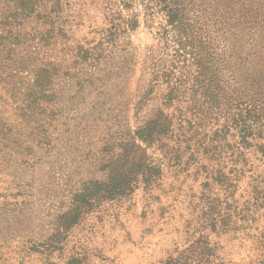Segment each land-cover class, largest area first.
<instances>
[{"label":"rangeland","instance_id":"obj_1","mask_svg":"<svg viewBox=\"0 0 264 264\" xmlns=\"http://www.w3.org/2000/svg\"><path fill=\"white\" fill-rule=\"evenodd\" d=\"M221 5L193 7L191 31L169 24L161 0H34L29 19L18 16L13 31L29 39L0 47V264H166L188 257L183 249L199 236L215 247L216 264H264L260 155L238 143L220 163L195 154L205 146L213 153L209 137L229 114L216 112L206 90L234 84L218 97L235 117L236 90L246 80L264 83L261 35L230 50L236 35L226 34ZM206 32L211 43L224 34L219 69L198 47ZM43 69L49 79L40 91L34 85ZM165 117L172 126L160 143L136 137ZM130 143L160 167L158 179L139 174L124 195L107 200L89 190L86 205L79 195L108 180L111 160ZM218 170L234 188L215 180ZM229 202L246 219L212 231L211 217L221 224Z\"/></svg>","mask_w":264,"mask_h":264},{"label":"trees","instance_id":"obj_2","mask_svg":"<svg viewBox=\"0 0 264 264\" xmlns=\"http://www.w3.org/2000/svg\"><path fill=\"white\" fill-rule=\"evenodd\" d=\"M161 1L164 3L167 16H169V24L176 28H180L179 26L181 24L182 27H186L190 31L193 25L187 16L190 14V11L193 10V7L202 6L204 3L208 5L213 3L217 5V3L220 1L222 2L221 8L226 12L227 15H229V18H227L228 24L225 25V28L228 29L229 32L226 34L230 36H233L234 34L236 35L233 46L229 47V49L233 50L236 47L239 48L241 43L248 45L250 42V44H252L254 43L253 39H259L260 35L263 39L260 44L264 49V16H256L257 13L254 11V6L255 8L264 10V0H199L197 4L194 3L196 0ZM33 2L34 0H0V29H2V32L0 33V47L4 48L7 46L8 40H13L12 43L18 45L20 43H24L23 40L28 38L27 36H24L22 39L19 32H15L13 29H16V27L18 28L22 21L19 20L18 16H21V18L26 20L25 18H28L29 15L34 12ZM210 11H212V16L209 18H213V16L217 13V9L213 8L212 10L211 8ZM213 21L215 22V19ZM245 32H247V34L243 36ZM205 34L206 38H204L205 35L198 37V47L203 51L207 50L206 52L209 53V65L214 67L215 64H218L219 69V66L224 63L223 58L227 52L226 46H224L221 41L224 34L220 36L218 41H214L213 43H211L209 37L207 36L208 32ZM195 36L196 35L192 34V39H194ZM239 37H242V39L246 37L247 39L244 40V42H241V40H237ZM186 41L187 38L182 41L184 47ZM216 51L222 54V56L220 55L221 59L219 56H217ZM246 57L247 58L245 60L250 62L251 57L248 56V54ZM202 70L203 72L205 70L207 73L203 75L204 78H208L210 72L209 67L203 66ZM202 70L198 72L199 75H202ZM221 74L217 73L215 75L212 74L211 76L219 77ZM48 79L49 73L44 69L39 70L36 74L34 88H38L40 91H43L44 87H42V84ZM224 85L225 84L222 83L220 86H214L212 90L207 89L205 92V96L211 98V100L214 99L213 103L218 104L216 108L218 109L216 110L217 113H222L224 109L229 113L225 119L224 125L219 126V129L213 131L209 137L210 142L216 141V144L212 149L213 153L210 152L208 146H205L200 151L196 150L195 154L207 157V160L210 162L211 160L218 161L217 159L222 157V153L226 154L230 151L228 156V158H230L231 155H233L232 149L234 145L238 143V145H240L244 150H253L259 154L260 159L262 162H264V83L258 85V87H255L251 86L249 80H246V82H244V84H242V86L236 90L237 93L233 94L236 96L232 99L235 100L236 98L237 100V102L233 104L235 108L234 110H238V113L235 114V117L230 115L233 112V106L231 104H226V100L218 97L220 94L219 91L222 89L225 90L226 95L233 93L232 91L235 90L233 89L234 84H228L227 86ZM203 100H206V97H204ZM228 124H234L235 128L232 125L228 126ZM171 126L172 120H167V117L164 118L163 123H159V119H155L150 121L144 128L136 132V137L139 136L138 138L143 139V142L147 143L148 146L154 143H160L161 140L170 132ZM234 131L236 132L234 133ZM222 142L225 144H221ZM138 150L139 148L135 143L128 144L115 160H111L108 180L102 183L94 182L87 185L89 187L86 189L84 188L83 194L79 195V197H82L80 200L86 205L92 206V203L90 202L91 196L88 195L89 190H91L92 193L102 192V194H99L101 200H107L109 197L116 198L117 196L124 195L125 191L131 189V182L133 180L135 181L136 178H138L137 176L142 173L146 175L145 178L148 182H154L157 180L161 174L160 167L152 165V162L146 164V160L143 159V156L138 152ZM192 156L193 154L189 155V157ZM179 157L180 156L175 159L179 161ZM243 158V162H246L247 158L242 155V159ZM215 177V180L217 178L221 179L220 182L223 183L225 189L231 190L235 187L233 183L230 182V180L226 177V175H224L220 170L215 172ZM257 187L258 185L253 186V190H256ZM259 191L261 190L258 189L257 192L259 193ZM230 194L232 193L230 192ZM229 203V212L227 214H223L221 218V224L220 221H216L215 217H211L209 227L212 231H218L217 229L222 228V226L223 228L221 230H228L230 226L235 223L233 219H246V216L242 210L240 213L235 212L233 209L236 208L232 207L231 202ZM72 219L73 218L68 221V224L73 222ZM205 237L206 236H199L197 240L191 242L183 249V252L186 251L188 257H185L183 260H181L178 259V257L173 258L170 256L167 259L166 264H216V260H214L216 255L215 247L212 246V244L207 241Z\"/></svg>","mask_w":264,"mask_h":264}]
</instances>
